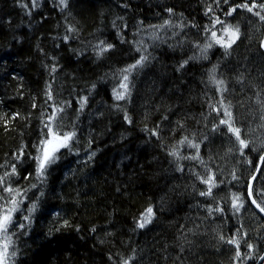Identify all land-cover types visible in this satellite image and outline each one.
<instances>
[{"label": "trees", "instance_id": "16d2710c", "mask_svg": "<svg viewBox=\"0 0 264 264\" xmlns=\"http://www.w3.org/2000/svg\"><path fill=\"white\" fill-rule=\"evenodd\" d=\"M245 3L257 7H238ZM262 5L0 0V176L15 166L7 182L25 193L6 264L259 263L264 219L247 185L264 154ZM216 19L223 23L213 28ZM225 25L240 32L227 51L211 41ZM141 55L147 59L117 100L123 70ZM225 108L247 141L243 155L220 123ZM52 115L53 127L75 135L41 183L34 157ZM185 138L199 151L181 144ZM262 163L252 196L264 207ZM209 175L216 187L202 196ZM149 208L153 217L141 228ZM229 240L239 241V257Z\"/></svg>", "mask_w": 264, "mask_h": 264}, {"label": "snow or ice", "instance_id": "6c2138e0", "mask_svg": "<svg viewBox=\"0 0 264 264\" xmlns=\"http://www.w3.org/2000/svg\"><path fill=\"white\" fill-rule=\"evenodd\" d=\"M226 2V0H225ZM65 0H61V4H64ZM238 7H244L247 8L249 12L253 11V8L257 7L255 3L252 4L251 7L247 5V3L239 5ZM264 8V5L261 6ZM171 12V9L168 10ZM232 11H235V9H232ZM228 15H231V12L227 13ZM256 15H259V13H254ZM261 20H264V16H261ZM223 22L219 19H216L213 23V28L216 24H222ZM170 24V21L165 20L164 24L158 26L160 29L168 27ZM239 27H233L231 25H225L222 29V35L219 37L217 36L216 31H211V38L213 43L220 45L223 47L226 51L232 47V45L236 42V40L239 39ZM154 39L159 38L154 34ZM111 45H107L105 48L101 49V52L107 51L109 48H111ZM212 47V43H209L205 46V48ZM139 50V49H138ZM147 59L146 56L141 55V57L136 61L135 64L130 65L126 69H124V76L123 80L125 83L121 84V87L124 89V92H119L115 94V98L117 100H121L125 98V95L128 92V84L127 81L129 79V75L132 73V71L140 66L143 65V62ZM186 63V62H185ZM183 66V65H181ZM218 85L221 87L218 88V90L222 91V85L223 81H216ZM51 98V97H50ZM54 109V113H55ZM225 115L228 117L227 120L221 119V124H226L228 126V131L230 133H233L235 135L236 140L240 144L241 148V154L243 155V149L247 147V141L241 138L240 135V129L237 127H234L231 122V112L228 111L227 108H225ZM127 118V117H126ZM56 116L52 115L48 118V123L45 124V127L47 128V133L45 134V138L40 142L39 145H37V153L38 155L34 157L36 161V178L40 180L41 183H43L47 168L50 164L54 163L55 160L58 158L56 156V153L59 152L61 148L69 147V142L72 140L74 133H68L57 130L56 127H53V122L55 121ZM153 135L156 133L153 132ZM187 141V138L185 140L180 141L181 144H184ZM191 147H194L197 149V152L199 151V144H192L190 141H187ZM170 155H177L176 152L170 153ZM191 159H198V156L190 157ZM264 159V157H262ZM11 175H16V168L15 166L12 167L11 173H5L3 176H0V189L3 190L4 193H8V196H4L2 193H0V200H3L4 203L0 204V237H3V241L0 242V264H6L7 258L9 256V244L11 243V236L9 235V228L10 225L13 223V214L19 210V207L21 204H23V196L25 193H22L19 189L13 188L7 181L8 177ZM236 177L233 176V179ZM202 183H205L208 185V189L206 192H201L200 195H211L212 189L216 187L215 177L212 175H209L206 180H202ZM33 188L37 187V185L33 184ZM253 195V189L251 186H249V196L251 197ZM20 197V199H18ZM239 197L234 196L232 201V207L236 212H239L240 208L243 206L242 204L238 203ZM253 204H256L257 208L260 209L261 212H264V207H261L260 204L256 202L255 199L252 201ZM36 204L33 203L31 205V209L29 212L35 211ZM216 211H220V209H216ZM147 216L143 218L142 222L138 225L139 227L143 228L146 223L149 222V217L152 214V209L149 208L147 210ZM30 217L26 216L25 220H28ZM21 228H23V225H20ZM223 239V237H222ZM228 243L235 244L237 247L236 256H240L239 251V241L237 240H229ZM252 245H249V249L251 250ZM14 254V253H13Z\"/></svg>", "mask_w": 264, "mask_h": 264}, {"label": "water", "instance_id": "95a60500", "mask_svg": "<svg viewBox=\"0 0 264 264\" xmlns=\"http://www.w3.org/2000/svg\"><path fill=\"white\" fill-rule=\"evenodd\" d=\"M262 157H264V154H262L261 156H260V158H259V160H258V165H257V167H256V170H255V172H254V175L252 176V178L249 180V182H248V189H247V197H249V201H250V203H251V206L254 208V210L256 211V213L261 217V218H263L264 219V212H261L260 211V209L259 208H257V206H256V204H253L252 203V201H253V196H249V186H251V187H253V182H254V180L256 179V177H257V173L259 172V170H260V168H261V166H262V162H263V160L264 159H262ZM262 258L264 259V255L260 258V260L258 261L259 263H260V261L262 260ZM258 263V264H259Z\"/></svg>", "mask_w": 264, "mask_h": 264}, {"label": "rangeland", "instance_id": "374dc122", "mask_svg": "<svg viewBox=\"0 0 264 264\" xmlns=\"http://www.w3.org/2000/svg\"><path fill=\"white\" fill-rule=\"evenodd\" d=\"M220 35H222V34H220ZM220 35L217 34L218 37H219ZM211 41H212V39H211ZM212 42H213V41H212ZM123 83H125V81H124ZM119 92H124V89L121 87V85H120L119 89L117 90V93H119ZM147 215H148V214L144 215V217H146ZM144 217L141 218L140 223L142 222V220H143ZM152 217H153V216H152V214H151V216L149 217V222H150V220L152 219ZM149 222L146 223L145 225L147 226V225L149 224ZM2 239H3V237H0V242H2Z\"/></svg>", "mask_w": 264, "mask_h": 264}, {"label": "bare ground", "instance_id": "6f19581e", "mask_svg": "<svg viewBox=\"0 0 264 264\" xmlns=\"http://www.w3.org/2000/svg\"><path fill=\"white\" fill-rule=\"evenodd\" d=\"M263 44H264V40H263Z\"/></svg>", "mask_w": 264, "mask_h": 264}]
</instances>
